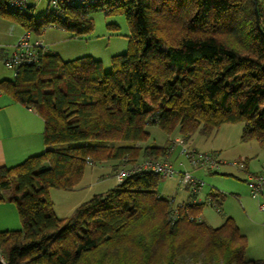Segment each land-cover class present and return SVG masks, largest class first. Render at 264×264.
I'll return each mask as SVG.
<instances>
[{
    "label": "trees",
    "instance_id": "16d2710c",
    "mask_svg": "<svg viewBox=\"0 0 264 264\" xmlns=\"http://www.w3.org/2000/svg\"><path fill=\"white\" fill-rule=\"evenodd\" d=\"M256 7L264 31V0ZM120 10L130 28L128 47L111 56L108 71L90 55L63 60L47 49L38 64H24L12 80L0 81V91L44 120V150L0 166V201L14 203L21 222L0 231V255L7 264H81L100 244L154 221L147 257L172 240L165 264H175L185 245L174 248V240L190 229L223 252V264H264L245 259L247 239L231 217L218 227L191 219L203 203L173 204L158 193L160 176L150 171L93 194L69 216L56 215L49 189H73L89 162L140 151L168 156L172 145L141 150L133 144L149 136V125L167 134L178 128L187 140L242 122L241 138L264 145V35L254 0H132L111 12ZM90 11L70 10L56 24L87 33ZM32 12H11L0 0L1 16L40 33L50 16ZM209 198L220 203L214 192Z\"/></svg>",
    "mask_w": 264,
    "mask_h": 264
},
{
    "label": "rangeland",
    "instance_id": "374dc122",
    "mask_svg": "<svg viewBox=\"0 0 264 264\" xmlns=\"http://www.w3.org/2000/svg\"><path fill=\"white\" fill-rule=\"evenodd\" d=\"M47 11V1L43 0L35 7L32 15L42 16ZM88 15L93 23V28L87 33L77 35L72 30L52 24L51 21L41 27L40 33L34 31L32 33L39 35L46 44V48L59 54L61 59L70 60L90 55L100 60L103 69L108 71L111 56L127 51L130 28L125 11L104 13L101 10H93ZM49 20H51L50 17ZM23 30L24 28L14 19L0 15V81L14 78L13 71L6 68L2 62L1 50L5 53L12 52L13 45ZM4 98H7L6 95ZM242 125V122L224 123L219 125L209 136L195 132L187 142L179 134L178 128L167 134L157 125H149L147 127L149 136L144 141L133 144L141 150L149 144L172 145L168 156L148 157L142 155L140 151L138 155L134 152V154H128L118 159L91 161L85 168L87 172L85 179L80 181L74 191L49 189L54 211L59 217L69 216L81 202L90 199L97 192L113 187L114 182L117 184L115 175L118 169L121 167L133 169L144 160L155 158L167 160L176 171L173 178L163 180L160 177L157 186L158 193L171 199L173 204L192 200L202 202L200 215L208 225L214 227L220 225L227 215H232L235 221L245 229L247 225L254 226V229L256 225L255 230L261 229L264 226V212L258 208V200L251 197L246 179L250 174L264 173V145H261L256 139L243 140L241 138ZM175 137L178 139L175 140ZM120 143L124 144L125 142ZM182 147L197 149L201 152H214L217 154V158L223 162L217 170L194 167L181 154ZM233 162H241L243 166L239 167ZM186 171L192 177L203 181L202 186L196 192H193L190 186L184 187L179 183L181 174ZM103 174L105 181L102 182L100 179ZM208 191H217L223 195L221 211H218L207 200ZM2 192L7 193V191ZM79 199L83 200L68 212V207L65 206L69 203H76V201H80ZM4 216L12 225L18 220V227H21L14 203L8 201L0 203V220ZM156 226L154 221H146L143 225L135 227V230L127 233L124 231L122 238H112L87 253L81 264H165L170 257L172 240L156 246L154 255L151 254L150 257L146 255L147 246L152 240L151 232ZM202 235V232L188 229L174 240V248L176 245H185L183 250H177L179 252L175 254V264H223V252L204 244L205 240ZM249 236L254 239L255 246L260 244V241L257 240L260 238L257 235L250 234ZM228 264L238 263L231 261Z\"/></svg>",
    "mask_w": 264,
    "mask_h": 264
},
{
    "label": "built area",
    "instance_id": "2783aa9c",
    "mask_svg": "<svg viewBox=\"0 0 264 264\" xmlns=\"http://www.w3.org/2000/svg\"><path fill=\"white\" fill-rule=\"evenodd\" d=\"M43 0H7V7L11 12H24L29 8L33 10L39 2ZM48 4V15L51 18V23L56 24L62 22L69 15L70 10H101L111 12L117 9L123 3L132 0H46ZM14 50L10 53L2 54V62L4 66L13 71V77L17 76L19 68L24 64H38L40 60V53L47 50L46 44L39 35H34L32 31L24 29L13 45ZM181 154L187 159L188 163L194 167H203L209 170H217L222 163L217 158L214 152H201L197 149H190L182 147ZM234 165L242 167L241 162H233ZM150 171L158 174L161 179L173 178L176 174L173 166L162 159L149 158L144 160L140 165L133 169L121 167L117 170L115 179L117 183L122 182L126 177L135 172ZM179 183L182 186H190L193 192L199 190L203 181L196 179L190 175L189 172L181 174ZM247 186L252 198L258 200V206L264 212V173L250 174L246 179ZM210 204L215 206L218 210L219 206L210 198L207 199ZM193 202L202 203L196 200ZM196 221H201L200 216L195 218L190 217ZM0 258H3L0 255ZM4 261V260H3ZM5 262V261H4Z\"/></svg>",
    "mask_w": 264,
    "mask_h": 264
},
{
    "label": "crops",
    "instance_id": "0c3cea01",
    "mask_svg": "<svg viewBox=\"0 0 264 264\" xmlns=\"http://www.w3.org/2000/svg\"><path fill=\"white\" fill-rule=\"evenodd\" d=\"M3 53V50H1V57ZM4 95H6L7 98H4ZM43 129L44 120L38 113L35 112V110L27 108L20 102L13 100V98L8 94L0 91V166H13L22 162L28 156L41 153L44 150ZM193 135L194 133L187 140H185V142L190 140ZM174 139L176 140L178 138L175 137ZM86 173L87 172L84 170L78 184L74 187V189L68 191H74L78 187L80 181L82 179H85ZM100 181H105L104 174L101 176ZM115 185L116 183L114 182L113 186ZM213 192L218 194V201L220 202L218 204V211H221L224 198L220 192L208 191L206 197L208 199L210 194ZM79 200L80 201H76V203H69L65 206L66 208L68 207V212L71 211V209H73L78 204V202H81V200L83 199ZM6 201L8 200L5 199L3 201H0V203H4ZM198 216L201 217L200 212ZM227 217H231L235 221L232 215H227L220 225L224 223ZM201 219L204 223L207 224V222L202 217ZM15 222L16 223L12 225L11 223H9L7 217L4 216L0 220V231L20 228L18 227V220ZM235 223L238 226L240 233L243 234L247 239L245 259L247 261H264V226H262L261 229L258 228V230H255L256 225L255 229L254 226L247 225L245 229L236 221ZM209 226L214 227L210 224ZM250 234L257 235V237L261 239H257L260 241V244H257V246H255V244L253 243L254 239H251V237L249 236Z\"/></svg>",
    "mask_w": 264,
    "mask_h": 264
},
{
    "label": "water",
    "instance_id": "95a60500",
    "mask_svg": "<svg viewBox=\"0 0 264 264\" xmlns=\"http://www.w3.org/2000/svg\"><path fill=\"white\" fill-rule=\"evenodd\" d=\"M254 13H255V22H256L257 28H258V29L260 30V32L264 35V31L261 29V26H260L259 15H258L257 7H256V0H254ZM0 264H7V263L4 262V261L0 258Z\"/></svg>",
    "mask_w": 264,
    "mask_h": 264
}]
</instances>
